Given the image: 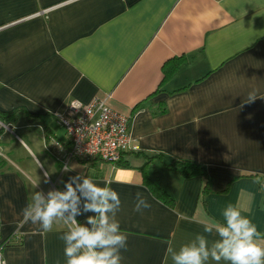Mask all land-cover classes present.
Wrapping results in <instances>:
<instances>
[{
	"label": "crops",
	"instance_id": "crops-1",
	"mask_svg": "<svg viewBox=\"0 0 264 264\" xmlns=\"http://www.w3.org/2000/svg\"><path fill=\"white\" fill-rule=\"evenodd\" d=\"M253 90L264 96V0H0V112L41 138L13 141L0 129L5 264H66L67 226L43 232L22 223V209L77 174L120 196L121 264H172L169 244L178 250L197 234L211 244L218 236L200 221L223 223L229 203L264 236V99L245 103ZM107 95L128 117L121 163L64 165L70 143L56 113ZM172 160L201 164L209 180L184 178L166 167ZM136 192L150 208L133 211Z\"/></svg>",
	"mask_w": 264,
	"mask_h": 264
},
{
	"label": "clouds",
	"instance_id": "clouds-1",
	"mask_svg": "<svg viewBox=\"0 0 264 264\" xmlns=\"http://www.w3.org/2000/svg\"><path fill=\"white\" fill-rule=\"evenodd\" d=\"M264 99L256 90L248 94L245 103ZM65 168V171H72ZM47 175V173H45ZM151 207L142 193H135L134 212ZM121 199L116 190L99 186L91 177L77 174L64 182V189H52L45 195L35 191L30 203L22 209V223L39 225L43 232L52 231L56 222L67 230L59 237L64 242L66 264H121V250L127 247V234L121 230L117 213ZM92 213V215H86ZM84 215L85 222L77 220ZM223 223L202 220L203 232L217 234L209 244L207 237L197 234L193 240L174 249H166L172 264H208L221 261L228 264H264V236L257 226L242 215L241 209L229 203L222 211Z\"/></svg>",
	"mask_w": 264,
	"mask_h": 264
},
{
	"label": "built area",
	"instance_id": "built-area-1",
	"mask_svg": "<svg viewBox=\"0 0 264 264\" xmlns=\"http://www.w3.org/2000/svg\"><path fill=\"white\" fill-rule=\"evenodd\" d=\"M109 98L110 95L95 97L86 104L72 99L62 112L56 113L58 124L64 129L70 143L66 157L61 159L64 165L70 158L115 163L129 146L128 117L112 110L108 105ZM0 129L12 132L2 121ZM52 144L54 148L58 147L56 142ZM0 264H5L1 247Z\"/></svg>",
	"mask_w": 264,
	"mask_h": 264
},
{
	"label": "trees",
	"instance_id": "trees-1",
	"mask_svg": "<svg viewBox=\"0 0 264 264\" xmlns=\"http://www.w3.org/2000/svg\"><path fill=\"white\" fill-rule=\"evenodd\" d=\"M173 71V68H172ZM166 77V74H165ZM12 114H5L0 112V121L5 123L8 117H11ZM90 161V160H88ZM116 164L121 163V159H119ZM166 167L170 170L178 171L184 178H189L192 176H200L204 178L205 182L209 180V175L206 172V169L197 162L186 161V160H172L169 164H166ZM154 195L162 200L165 203L172 204L173 200L169 197V195L161 189L156 183H151V188ZM1 247V246H0Z\"/></svg>",
	"mask_w": 264,
	"mask_h": 264
},
{
	"label": "rangeland",
	"instance_id": "rangeland-1",
	"mask_svg": "<svg viewBox=\"0 0 264 264\" xmlns=\"http://www.w3.org/2000/svg\"><path fill=\"white\" fill-rule=\"evenodd\" d=\"M12 129V132L4 129V132H5V137H9L11 138L13 141L14 140H17L15 137L17 135V137H21L22 139H24L25 141H27L26 137L24 134H26V132H30L32 133L34 136H36V141L38 143L41 142V138H40V135L38 134L39 130L36 129L35 127H20V125H17V126H13L11 127Z\"/></svg>",
	"mask_w": 264,
	"mask_h": 264
}]
</instances>
